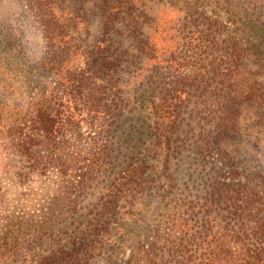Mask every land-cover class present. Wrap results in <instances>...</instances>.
<instances>
[{"label": "trees", "instance_id": "16d2710c", "mask_svg": "<svg viewBox=\"0 0 264 264\" xmlns=\"http://www.w3.org/2000/svg\"><path fill=\"white\" fill-rule=\"evenodd\" d=\"M23 1L29 22L15 31L0 0V53L33 61L56 86L27 105L0 98V147L22 162L18 182L51 163L73 173L77 167L62 161L64 129L118 116L117 92L127 115L116 121L115 147L95 140L76 161L89 168L71 181L83 191L81 204L64 197L63 209L44 218L49 232L42 221L21 232L32 227L24 217L0 228V264H110L146 218L148 242L129 264H264V179L239 166L237 146L220 151V167L206 160L214 138L235 142L264 128V0H245V9L240 0ZM92 2L107 33L88 51ZM239 30L262 40L243 44ZM28 34L39 37L41 55L32 58ZM57 103L68 107L64 119ZM191 144L192 171L181 181L171 165L180 167ZM37 147L55 158L42 161ZM185 190L187 200H174Z\"/></svg>", "mask_w": 264, "mask_h": 264}, {"label": "rangeland", "instance_id": "374dc122", "mask_svg": "<svg viewBox=\"0 0 264 264\" xmlns=\"http://www.w3.org/2000/svg\"><path fill=\"white\" fill-rule=\"evenodd\" d=\"M240 2L242 3V9H245V0H240ZM2 6L6 9L7 19L9 23H12L15 31L19 30L20 25L29 22V19L26 18L27 14L25 16L23 14L27 11L25 1L3 0ZM88 9L95 11L94 13L88 12L92 33L87 43L88 51H90L94 49L95 43L106 38L107 29L105 28L101 14L97 8L94 7L93 2L85 7V10L88 11ZM207 11L209 15H212V6L208 5ZM216 11L222 18L227 17L223 10L217 8ZM238 26L240 25L237 24L234 28ZM234 33L243 44H250L262 40V37L256 33H249L248 30L245 32H241V30L237 32L234 31ZM223 38H225L224 35L220 37L221 40ZM37 39H39V37H36L35 34L34 37L28 34L23 40L24 44L28 46V50L32 53V58L37 51L39 55L43 52V49L41 50V48H38ZM36 66V63L29 60L18 64L14 59L10 58L9 54L1 52L0 98L8 99L10 106H14L15 104L22 103L27 105L34 97H38L42 94L50 97L51 91L56 86L55 78L49 73L47 75L41 74L38 72ZM8 95H10V97ZM115 99L112 108L116 109V115L118 116L109 118L108 114V116L101 117L93 122L88 118L81 121L79 126L74 127V130L66 131L63 128L65 132L63 131L64 133L60 139L66 142L67 145L64 143L65 151L61 154L62 161H64V163L66 161L68 167H77V169H73V173L77 170L78 175H74L71 170H68L67 174H63L61 173L62 171L58 170V168L51 163V165L43 171L42 175L40 173H34L26 182L20 183L18 182L17 175L19 168L23 165L22 162L11 154V151L6 150L3 146V148L0 147V228L8 225L11 221H14L15 218L24 217L26 222L25 226L32 227L21 228V232L34 233V227L38 229L40 221L46 226L44 230L49 232L50 227L48 222L44 221V218L48 213L63 209V203L61 201L64 197L68 196L72 199L78 198L77 202L81 204L80 200L83 199V191H80L78 186L73 188L71 181L76 182L79 178V174L89 171V168L87 162L85 164L84 160L81 162L76 161L80 160L81 157H84L88 152L91 153L92 144L95 140H108L111 147L116 146L115 142L119 139V125H116V121L118 119H124L127 115V108H125L127 99L126 96L120 92L116 93ZM116 103L122 108H115ZM58 104L59 103L56 104V109L59 108L60 111L54 110V112L60 113L58 120L64 119L62 117H65V114L67 115L68 107L66 104L64 105L65 107H59ZM14 129L15 126L10 125L8 127V132L11 134ZM244 134L245 135L241 139L235 142L228 139L219 140L214 138V152L211 156L206 157L209 167L214 164L216 167L222 166L219 159L220 151L224 149L230 150L233 149L232 147L237 146L239 148L238 151H236L239 166H246L247 172L260 173L261 178L264 179V128L246 129ZM57 139L59 140V138ZM226 142L229 143L228 147L225 146ZM37 148L42 156V161L52 160V158L50 159L52 155L48 154L45 149ZM191 148L192 144L189 149L185 150V153L180 158V162H178L181 163L179 168H177L178 165L174 164L177 163V160L171 165V170L182 179L181 181H183L184 174L188 169L192 171V166L189 165L190 158L193 157ZM52 157L54 159L55 155ZM199 171H201V167H198L197 163H195V173L197 174ZM68 185H71L72 188L68 187ZM185 191L186 192L183 194L175 195L174 200L175 198H184L187 200L188 198L185 197V195H187L188 190ZM150 199L153 200L152 197H150ZM158 211V206L156 207L155 203L153 213L156 215ZM147 221L148 218H146L142 226L138 228V233L132 234L128 241L123 244L121 251L114 255L110 264H129V258L132 252L134 250L138 251L142 246L146 245L148 242L145 236L146 231H148L146 229ZM60 229H63V227ZM47 235L48 233L45 237H47ZM44 241L48 243L50 241L49 237Z\"/></svg>", "mask_w": 264, "mask_h": 264}]
</instances>
